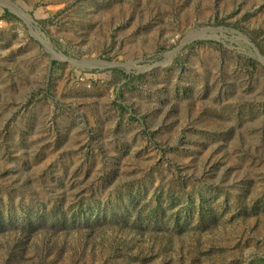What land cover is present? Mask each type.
Listing matches in <instances>:
<instances>
[{
	"label": "rangeland",
	"instance_id": "374dc122",
	"mask_svg": "<svg viewBox=\"0 0 264 264\" xmlns=\"http://www.w3.org/2000/svg\"><path fill=\"white\" fill-rule=\"evenodd\" d=\"M0 216V264H264V0H0Z\"/></svg>",
	"mask_w": 264,
	"mask_h": 264
},
{
	"label": "trees",
	"instance_id": "16d2710c",
	"mask_svg": "<svg viewBox=\"0 0 264 264\" xmlns=\"http://www.w3.org/2000/svg\"><path fill=\"white\" fill-rule=\"evenodd\" d=\"M126 196L127 197H129V199L128 200H126V206L125 207H127L126 209L128 210V211H132V209L135 207V204L137 203L136 201H134V200H131V192H126ZM127 201H129V202H127ZM110 206H112V205H110ZM38 207H39V209H43L44 208V204H42V203H38ZM87 207L89 208V210H91L90 208V206L89 205H87ZM113 207V206H112ZM127 210H124V212H127ZM49 213H52V214H54L55 216H60V215H63V212H62V209H61V207L59 206V205H57V204H55V205H53L52 206V208H50V210L48 211V214ZM46 215L47 214H44V213H39V215L38 216H36V217H38V219H40L42 222H45L46 220ZM84 217H85V219H88V220H94V218L95 217H92V216H88L87 214H85L84 215ZM63 220H61V218H58V219H56V218H53L51 221H52V223L51 224H53V223H55V221L57 220V222H64L65 221V218L63 217L62 218ZM2 220H3V217L2 216H0V224L2 223ZM37 223V219L35 218H33V217H30L29 219L28 218H24V224H23V227H31V228H33V227H36V224ZM64 224H65V222H64ZM33 226V227H32Z\"/></svg>",
	"mask_w": 264,
	"mask_h": 264
}]
</instances>
